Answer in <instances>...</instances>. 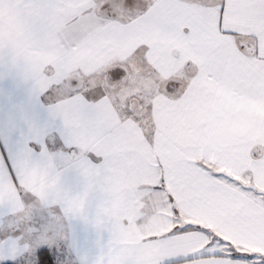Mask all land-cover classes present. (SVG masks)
Instances as JSON below:
<instances>
[{
  "label": "snow or ice",
  "instance_id": "6c2138e0",
  "mask_svg": "<svg viewBox=\"0 0 264 264\" xmlns=\"http://www.w3.org/2000/svg\"><path fill=\"white\" fill-rule=\"evenodd\" d=\"M19 5L58 59L32 68L0 45L44 105L0 147V213L13 222L0 264H56L66 218L108 234L90 264H120L125 230L137 243L122 264H264V0ZM249 101L260 110L238 109ZM31 169L54 185L44 198L26 186ZM73 169L77 192L64 186Z\"/></svg>",
  "mask_w": 264,
  "mask_h": 264
},
{
  "label": "crops",
  "instance_id": "0c3cea01",
  "mask_svg": "<svg viewBox=\"0 0 264 264\" xmlns=\"http://www.w3.org/2000/svg\"><path fill=\"white\" fill-rule=\"evenodd\" d=\"M23 15L19 0H0V45L11 48L25 65L32 68L41 63L57 60L56 52L39 45L33 39ZM43 107L42 98L34 101L29 84L13 74L6 59H0V147L4 146L5 136H10L16 141L25 136L27 126L23 121L24 115L40 111ZM238 109L248 112L260 110L259 105L252 101L239 104ZM25 179L26 186L42 198L54 187L49 182L47 174L38 169L28 170ZM63 180L65 188L72 192L80 191L83 187V177L74 169L65 171ZM122 187H118L116 191H121ZM5 193L14 194L9 187H5ZM98 203L97 194L89 201L90 215H94ZM66 221L70 236L68 255L71 264H81L82 260H87L90 264L101 247L106 244L108 234L97 231L92 224L84 221H69L67 218ZM12 223L6 214L0 213V239L8 234L7 229L11 228ZM16 234H19L18 225ZM136 243L137 240L131 232L123 231L117 240L120 247L115 253L114 260L122 264L123 259L132 257Z\"/></svg>",
  "mask_w": 264,
  "mask_h": 264
},
{
  "label": "rangeland",
  "instance_id": "374dc122",
  "mask_svg": "<svg viewBox=\"0 0 264 264\" xmlns=\"http://www.w3.org/2000/svg\"><path fill=\"white\" fill-rule=\"evenodd\" d=\"M47 223L46 214H41L40 210H36L32 221L30 224L34 227H41ZM61 230L64 235H66L67 239H61V242L56 246V256L59 264H71L70 255H68V247H69V230L67 226L66 219L61 225Z\"/></svg>",
  "mask_w": 264,
  "mask_h": 264
},
{
  "label": "trees",
  "instance_id": "16d2710c",
  "mask_svg": "<svg viewBox=\"0 0 264 264\" xmlns=\"http://www.w3.org/2000/svg\"><path fill=\"white\" fill-rule=\"evenodd\" d=\"M51 251H52V249H50V252H51ZM54 260H55L56 264H59L56 255L54 256ZM9 264H11V262H9Z\"/></svg>",
  "mask_w": 264,
  "mask_h": 264
}]
</instances>
